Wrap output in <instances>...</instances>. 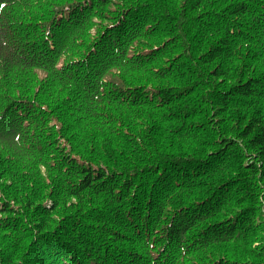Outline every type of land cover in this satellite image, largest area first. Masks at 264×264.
<instances>
[{
    "label": "trees",
    "instance_id": "1",
    "mask_svg": "<svg viewBox=\"0 0 264 264\" xmlns=\"http://www.w3.org/2000/svg\"><path fill=\"white\" fill-rule=\"evenodd\" d=\"M0 264H264V0H0Z\"/></svg>",
    "mask_w": 264,
    "mask_h": 264
}]
</instances>
